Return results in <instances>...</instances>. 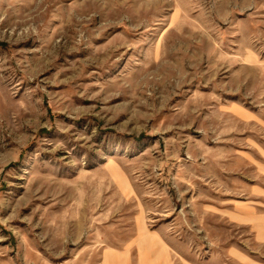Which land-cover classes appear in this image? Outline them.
<instances>
[{
	"label": "rangeland",
	"instance_id": "1",
	"mask_svg": "<svg viewBox=\"0 0 264 264\" xmlns=\"http://www.w3.org/2000/svg\"><path fill=\"white\" fill-rule=\"evenodd\" d=\"M263 217L264 0H0V264H264Z\"/></svg>",
	"mask_w": 264,
	"mask_h": 264
},
{
	"label": "crops",
	"instance_id": "2",
	"mask_svg": "<svg viewBox=\"0 0 264 264\" xmlns=\"http://www.w3.org/2000/svg\"><path fill=\"white\" fill-rule=\"evenodd\" d=\"M259 218V216H257L256 215V218ZM258 225V227H262V228H264V217H263V219H262V223H258L257 224ZM143 230H145V229H143ZM257 232V231H256ZM259 236V235H258ZM262 236V238H263V240H262V242L264 243V232H263V235H261ZM149 253H151V252H148L147 254H149ZM117 258V259H116ZM161 260V263L160 264H164V262H162V258L160 259ZM118 261V255H113V254H111V256H110V258H108V262L109 263H111V264H113V263H115V262H117ZM166 262V261H165Z\"/></svg>",
	"mask_w": 264,
	"mask_h": 264
},
{
	"label": "bare ground",
	"instance_id": "3",
	"mask_svg": "<svg viewBox=\"0 0 264 264\" xmlns=\"http://www.w3.org/2000/svg\"><path fill=\"white\" fill-rule=\"evenodd\" d=\"M117 255V254H116ZM117 259V258H116Z\"/></svg>",
	"mask_w": 264,
	"mask_h": 264
}]
</instances>
